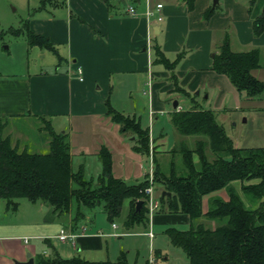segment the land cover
<instances>
[{
  "label": "crops",
  "instance_id": "obj_1",
  "mask_svg": "<svg viewBox=\"0 0 264 264\" xmlns=\"http://www.w3.org/2000/svg\"><path fill=\"white\" fill-rule=\"evenodd\" d=\"M224 1H227L228 7L232 6V13L235 15L234 8L239 0ZM246 1L240 0L242 8ZM42 2V11L31 14L24 22L35 33L49 38L52 49L34 46L39 47L38 53L44 52L43 56L47 55L46 51H50L57 59L53 60L55 67L52 70L36 69L33 73L29 67L19 75L0 74V121L2 118L31 115L49 120L57 131L68 133L73 160L74 155L83 157L86 168L91 157H98V150L106 145L112 151L115 176L125 180L141 179L142 176L139 172L142 152L134 150L132 142H128V139L134 140L135 136L120 131V125L107 113L108 100L117 110L135 115L140 118V122L144 119L147 125L144 127L149 128L150 134L149 166H154L155 169H162L155 148V127L162 117L165 118V113L169 112L171 115L174 108L180 110L194 104L216 112L228 108L230 98L231 104H237L240 100H254L241 94L227 75L217 73L212 68L216 46L218 48L222 44L226 34L229 35L232 46L234 36L231 31H225L220 36L217 34L218 29H215L214 24L217 14L213 13L209 19L202 20L204 12L212 8L211 0H196L192 10L184 0H152L153 5L163 3V19L151 20V27L144 13L145 0H110L111 6L104 0ZM220 2L218 0V4ZM48 3H51L48 5L50 8L46 6ZM130 4L136 7L137 14L127 13L126 8ZM240 15L246 20H240V25L234 24L236 41L241 46L250 42L259 43H251L255 47L264 44V31L257 37L251 35V18L254 17L251 15L247 19V14L243 11ZM156 46L170 60L179 57L173 69L159 61ZM79 68L82 69L81 73ZM256 69L258 68L252 71L254 75ZM173 74L179 85L191 93L190 96L173 89ZM173 96L178 99V104L174 106L173 102L172 108L165 100ZM146 99L147 107L146 104L141 108L133 105L134 101L144 100L145 103ZM160 114L162 117L158 118ZM58 117L63 119L58 122ZM177 133L178 137L172 147L158 150L163 157L174 151L181 142L188 146L186 136L178 131ZM172 168L173 165L168 173ZM100 171L101 162L98 161L97 174ZM164 191L166 190L163 189L160 194L163 195ZM33 206L34 213L37 214L34 216H38V219L32 220L36 225L34 227L19 229L18 224L4 222L3 217H0V264L26 261L29 253L34 257L35 264L37 254L52 255L54 250L60 251V255H81L90 259L83 253L88 255V252L104 250L105 233L96 231V226L90 227L86 222L82 223L81 226L87 227L83 233L81 226L76 230L71 227V215L62 217L49 206L42 210L44 204L38 202H33ZM206 211L207 209L204 212ZM152 219L151 224H135L136 226H127L129 231L110 234L135 233L148 237L152 256L159 249L164 256L161 262H167L169 258L164 254L163 248L171 243L170 239L165 233L167 238L155 246L157 233L152 225L162 223L165 226L163 232L172 226L183 229L177 225L190 226L189 215L157 211ZM112 226L117 228L115 222ZM62 228L78 235L61 240L58 235ZM150 231H153V236L148 234ZM66 241H70L72 246L69 252H63L62 248L58 250L54 245ZM156 262L159 259L156 258Z\"/></svg>",
  "mask_w": 264,
  "mask_h": 264
},
{
  "label": "trees",
  "instance_id": "obj_2",
  "mask_svg": "<svg viewBox=\"0 0 264 264\" xmlns=\"http://www.w3.org/2000/svg\"><path fill=\"white\" fill-rule=\"evenodd\" d=\"M104 1L111 6L110 0ZM184 1L190 10L195 7L196 0ZM214 12L215 7L208 8L204 16L209 18ZM252 26L257 35L264 31V8L253 19ZM11 30L16 34L25 33L30 46L53 48L48 37L35 33L25 22L20 28ZM155 52L159 61L170 69L179 59L170 60L158 46ZM260 66L259 48L233 50L228 34L214 50L212 68L217 73L227 75L236 89L247 97H258L264 92V81L252 72ZM172 77L173 89L190 96L191 93L179 85L174 74ZM107 104V113L120 125V131L135 135L134 150L149 153V128L142 126L135 115L117 110L109 100ZM42 120L50 136V150L46 153L20 149L17 143L13 144L9 134H2L5 125L0 126V201L6 202L7 208L12 206L16 210L18 199L25 197L51 207L62 217L71 215V227L76 230L77 227L80 229L82 223L86 224L83 220L87 211L96 207H101L108 220L114 222L122 215L125 201L128 200L130 210L125 219L128 227L146 225L151 221L145 205L148 175L133 183L115 176L112 151L102 145L97 152L101 171L96 178H88L84 164L77 170L73 169L68 133L57 131L49 120ZM171 121L181 135H205L215 155L211 159L207 157L203 139L196 141L195 148H188L181 142L178 148L183 155V171L177 172L173 167L167 174L160 170L162 178H156V181H160L171 194H160L157 211L186 213L190 218L188 229L172 226L165 230L170 242L184 250L190 264H264V146H235L218 123L215 110L206 109L200 104L174 109ZM194 153L198 154L197 161L194 160ZM157 169L154 173L156 177L159 172ZM253 179L257 181L251 182ZM236 180H241V189L250 199L258 202L255 207L247 205L242 199L233 184ZM220 188L227 190L229 198H211L204 212L203 196ZM138 200H143L139 209L136 207ZM202 217L217 219L220 223L216 227H207L197 220ZM154 255L155 260L164 257L159 249L154 251ZM35 264L135 263L129 262L127 252L123 250L115 260L87 259L81 255L63 257L54 250L52 255L37 254ZM145 264H150L149 259ZM160 264L170 263L164 261Z\"/></svg>",
  "mask_w": 264,
  "mask_h": 264
},
{
  "label": "rangeland",
  "instance_id": "obj_3",
  "mask_svg": "<svg viewBox=\"0 0 264 264\" xmlns=\"http://www.w3.org/2000/svg\"><path fill=\"white\" fill-rule=\"evenodd\" d=\"M42 3V0H0V74L19 75L26 71L29 67L31 68L32 73L36 69L37 71H41V69L43 68L52 70L55 67L53 60L57 59L50 51H46L47 55L43 56L44 52L38 53L37 51L39 47L29 46L25 33L22 32L16 34L11 30V28H20L24 21H26L27 17H30L31 14H37V12L42 11ZM214 4L215 0H211L212 7H215ZM48 5H51V3H48L46 5L48 8H50V6ZM231 7L227 6V1L221 0L219 4L217 1L214 12L215 15L217 14V17H215L214 21V24L216 25L215 29H218L217 34L220 36V34L223 35L225 31H228L229 33L231 31L232 35L234 36V40L231 46L233 50L243 51L250 48H259L261 67H258V69L255 70V75L256 77L264 81V44L255 47L252 46L251 43H259L250 42L245 46H241V44L235 39L234 25H240V20H246L244 16L240 15L242 11L246 12L247 19L249 18L248 16L251 15L256 18L264 8V0L262 2L261 0H247L246 3H243V8L240 5L239 0V2L237 3V7L234 8L235 15L232 13ZM209 18H206L203 15L202 20L204 21ZM252 21L253 18H251V22ZM251 35L253 37H257L260 34H255L252 29ZM215 49H217V46ZM253 99L254 100L248 101L240 100L237 104H231L232 102L230 98L227 103L228 108L222 107L223 109L216 110V118L218 123L222 125L226 135L233 141V144L237 147L264 146V92L261 94V96L254 97ZM174 100H178L176 96H173L171 99L169 97L165 101L173 108ZM145 104L147 107V99L145 103L144 100L142 102L134 101L133 103L134 106L139 108H141ZM183 105L187 106V103L183 102ZM161 115L162 114H160L158 118H161ZM143 117H145V114H143ZM58 118V122L59 120L61 121L63 119L61 117ZM2 119L3 120L0 121V126H2V124L5 125L2 129V134H9L12 137L13 144L17 143L20 149L27 148L29 151L38 153H46L50 150V136L46 129V125L40 116H15ZM141 121L142 126H147L144 119H142ZM155 129V148L157 151L158 161L161 163L162 169L158 167L157 170L159 172L158 177H156V175H154L156 169L154 168V166H151V168L149 166V153H141L143 156V160L141 162V166L139 167V172L142 176L141 179H137H140L141 181L146 177V175H148V178H152L149 179V184L151 183L153 185V196L156 199H159L160 192H162L164 189L163 184L160 181H156V178L157 180H160L162 178L159 174L161 172L160 170L165 171L168 174L171 165H173L174 169L177 172H182L184 169V161L183 155L179 150L180 148H178L180 144H178V146L176 147L178 148V150L166 153L164 157L159 152L167 147H172L175 143V139L178 137V133L171 121V115L169 112L165 113V118L162 117L158 121ZM185 136L188 148H195L196 141L199 138L203 139L207 157L210 159L214 157L215 154L211 150L208 144V138L205 135ZM128 142H132L133 144L134 140L128 139ZM194 160H198L197 153H194ZM98 161L101 162L99 157L92 156L90 161L88 162V167L86 168V174L88 178H96L99 175L96 172V164ZM83 162V157L74 155L73 169L77 170L80 165L83 164ZM137 179L133 178V180H126L130 183H133L138 182L139 180ZM254 181L257 180H251V182ZM248 182L249 181H245V183ZM241 183V180H236L233 182L236 190L238 191L242 199L246 202V204L251 207H255L258 202H255V200L250 199V197L246 195V193L241 189ZM211 194L219 196L223 199L228 198V192L227 190H225V188L216 189L212 192L206 193L203 196L202 202V208L204 211L209 207V200L215 197ZM210 195L212 196L211 198L209 197ZM127 201H125L126 203L124 204L122 215L114 219V222L117 224V228H113V222L108 220L107 214L101 207H96L87 211L86 218L83 221L86 222L90 227L96 226V231L100 230L101 232L105 233V247L101 252H88V255L83 253L84 256L94 260H115L120 250L122 249L123 251L127 252L130 263L136 262L137 264H145L147 258H150V256H152L150 248L151 245L148 237H143L135 233L124 235L110 234L116 231H129V228H127V225L125 224L128 208L130 210V206L127 207V205H129ZM18 202V208L14 210L12 206H9V208H7L6 202L0 201V217H3L4 222L12 221V223L18 224V228H22L23 230L27 226H29L30 228L36 226L32 221L38 219V216H34L37 214L34 213L33 202L25 197L18 199ZM145 205L147 206V203H145ZM41 209L43 210V207H41ZM157 210L158 209L155 210L152 216L156 214ZM148 214L150 217L151 214ZM197 220L202 221L207 227H216L220 223V220L207 219L206 217L198 218ZM149 223L151 224V221ZM152 226L153 230L157 233V237L155 240V246H157V244L162 243V241L167 238L165 232H163L165 226H163L162 223L153 224ZM177 227L185 229L189 227V224H178ZM54 245L58 250L62 248L63 252H69L70 249H72L70 241L61 243L59 242L58 244ZM163 249L164 254L168 255V263L190 264L189 257L181 247L175 246L172 243H167V246H165V248ZM61 255L63 257L73 256V254H70L69 256L66 254ZM161 261H163L162 258L159 259V262H156L155 260L154 264H160Z\"/></svg>",
  "mask_w": 264,
  "mask_h": 264
},
{
  "label": "built area",
  "instance_id": "obj_4",
  "mask_svg": "<svg viewBox=\"0 0 264 264\" xmlns=\"http://www.w3.org/2000/svg\"><path fill=\"white\" fill-rule=\"evenodd\" d=\"M146 2V8H145V16L147 17L148 21H149V25L150 27L152 26L151 24L153 23L151 20H162L163 19V15H162V8H163V3L158 2L155 3L153 5L152 0H145ZM127 13L129 14H137V9L133 4H130L127 6L126 8ZM78 71L81 73L82 69L79 68ZM82 79V78H81ZM149 179H152L149 177ZM152 184L150 183L146 188H145V193H146V198L145 201L147 203V207H148V213L151 214V216L153 215V213L155 212L156 209H158L160 202L159 199H156L153 196V188H152ZM150 216V220H152ZM153 217V216H152ZM115 226V224H113ZM82 232L84 233L86 231V226L82 225L81 227ZM81 232V233H82ZM117 234V233H116ZM148 234H150V236H153L152 231L148 232ZM78 234H76L75 232H67V230L65 228L61 229L60 234L58 235L59 238L61 240H67L69 238H74L76 237ZM150 264H154L155 263V257L151 256L149 258Z\"/></svg>",
  "mask_w": 264,
  "mask_h": 264
},
{
  "label": "water",
  "instance_id": "obj_5",
  "mask_svg": "<svg viewBox=\"0 0 264 264\" xmlns=\"http://www.w3.org/2000/svg\"><path fill=\"white\" fill-rule=\"evenodd\" d=\"M217 1H218V0H215V4L217 3ZM215 4H214V6H215ZM197 93H198V91H197ZM177 104H178V101L175 100V101H174V106H177ZM166 193H168V195L171 194L169 191H168V192L164 191V192H163V195H165ZM142 205H143V200H138V201H137V206H136L137 209H139ZM43 208L46 209L47 206L44 205ZM16 264H34V257L32 256L31 253H29V254H28V260H26V261H17Z\"/></svg>",
  "mask_w": 264,
  "mask_h": 264
}]
</instances>
